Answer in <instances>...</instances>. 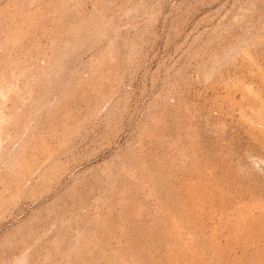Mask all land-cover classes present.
Returning <instances> with one entry per match:
<instances>
[{
	"label": "rangeland",
	"instance_id": "obj_1",
	"mask_svg": "<svg viewBox=\"0 0 264 264\" xmlns=\"http://www.w3.org/2000/svg\"><path fill=\"white\" fill-rule=\"evenodd\" d=\"M0 264H264V0H0Z\"/></svg>",
	"mask_w": 264,
	"mask_h": 264
}]
</instances>
